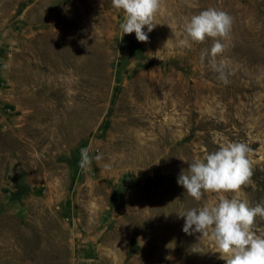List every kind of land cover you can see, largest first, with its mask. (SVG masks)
<instances>
[{
    "label": "rangeland",
    "instance_id": "obj_1",
    "mask_svg": "<svg viewBox=\"0 0 264 264\" xmlns=\"http://www.w3.org/2000/svg\"><path fill=\"white\" fill-rule=\"evenodd\" d=\"M210 7L233 17L227 85L201 61L214 38L179 45ZM123 17L111 0H0V264H226L178 211L264 202V0H163L147 42ZM229 142L252 149L249 183L196 201L181 171Z\"/></svg>",
    "mask_w": 264,
    "mask_h": 264
},
{
    "label": "clouds",
    "instance_id": "obj_2",
    "mask_svg": "<svg viewBox=\"0 0 264 264\" xmlns=\"http://www.w3.org/2000/svg\"><path fill=\"white\" fill-rule=\"evenodd\" d=\"M163 0H111L113 8L123 10L120 24L123 34L135 32L140 42H147L156 26L154 18L161 10ZM233 17L226 11L207 8L193 14L184 24V38L179 40L181 47L189 46V40L202 43L206 37L214 38L210 51L201 53V61L210 55V63L219 73L218 79L225 85L229 83L223 62L217 64L215 58L226 50V41L230 37ZM172 28V27H171ZM160 58V57H158ZM252 149L244 142L221 143L218 150L206 153L202 159L190 162L187 173L182 170L178 184L186 193L200 201L205 193H239L253 175L251 161L248 158ZM93 157L88 148L81 149L79 166L83 170L91 165ZM97 163L102 155L94 158ZM185 218L183 231L187 234L202 233L215 245L221 259L226 264H264V235H258L254 229L257 216L264 219V202L250 207L248 202L233 195L229 198L220 195L215 203H205L200 208L178 211Z\"/></svg>",
    "mask_w": 264,
    "mask_h": 264
}]
</instances>
